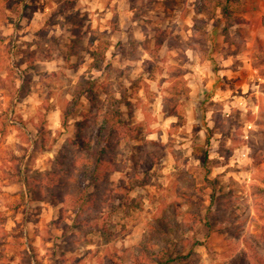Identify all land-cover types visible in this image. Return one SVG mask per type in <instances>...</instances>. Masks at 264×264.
I'll return each mask as SVG.
<instances>
[{
  "label": "rangeland",
  "instance_id": "374dc122",
  "mask_svg": "<svg viewBox=\"0 0 264 264\" xmlns=\"http://www.w3.org/2000/svg\"><path fill=\"white\" fill-rule=\"evenodd\" d=\"M83 75L93 98L64 119ZM109 96L122 169L67 205L56 156L75 131L98 143ZM158 260L264 264V0H0V264Z\"/></svg>",
  "mask_w": 264,
  "mask_h": 264
},
{
  "label": "trees",
  "instance_id": "16d2710c",
  "mask_svg": "<svg viewBox=\"0 0 264 264\" xmlns=\"http://www.w3.org/2000/svg\"><path fill=\"white\" fill-rule=\"evenodd\" d=\"M200 12L201 10L198 9L197 13ZM92 55L93 62L91 63V69L100 70L102 63L105 60L104 51L97 50L94 51ZM72 93L73 99L70 101V106L68 105V107L63 111L64 119L68 118L72 112L77 110L76 108L80 105V100L83 96L89 99L93 98V79L89 76L87 77L83 75L74 86ZM121 112L122 100L115 98L114 96H109L107 107L103 113L98 143L95 146L90 145V142L87 144V142L82 139V134L80 131H75V138L69 140L70 147L65 149L62 148L56 156L54 170L52 171V175L54 176L51 177L52 175H50L49 178L51 177L52 182H54L57 187H60L61 191L67 192L66 196L69 198V201H64L65 204L73 206L74 199L78 196L83 200H88L90 198V196L87 195V192H83L84 194L75 193L72 195L70 190L74 188L73 186L79 187L80 185H92L95 187V190L98 191L96 188L100 186L101 182H104V184H109L108 180L113 171L122 169V165L116 161L117 148L115 149V147L117 140H120V134L126 131L131 132L133 127H129L125 123L121 117ZM164 148L165 145L155 140H148L145 144H142L139 147V154L136 161L138 164H140L144 172L149 171L151 167L160 160V154ZM79 156L81 157L78 158ZM134 171L136 176L137 169ZM103 175H105V179L102 178ZM132 180L136 184L139 182V177L133 176L131 178V181ZM32 181L33 187H35V184L39 186L38 178L33 177ZM54 184L53 186H55ZM135 184L129 183L126 189H133ZM45 187H47V184H45ZM105 187L109 188L108 185H105ZM107 196L108 194H106L103 197V200L98 204L100 206L110 205L115 208V200L110 198L108 202ZM144 250L145 249L143 248V251ZM160 255L164 256L162 254ZM253 258H255L256 261L260 260L257 255H255V257L253 256ZM172 260H174V257L169 256L166 261L170 262ZM137 263L144 264L143 262L140 263V261ZM156 264L165 263H163L161 260H158Z\"/></svg>",
  "mask_w": 264,
  "mask_h": 264
},
{
  "label": "built area",
  "instance_id": "2783aa9c",
  "mask_svg": "<svg viewBox=\"0 0 264 264\" xmlns=\"http://www.w3.org/2000/svg\"><path fill=\"white\" fill-rule=\"evenodd\" d=\"M248 128H249V129H251V128H252V125H249V126H248ZM244 138H245L246 140H248V139H249V133H248V130H246V131H245ZM246 149H247V148H245V149H242V153H243V155H244V156H246V155H247V153H245Z\"/></svg>",
  "mask_w": 264,
  "mask_h": 264
}]
</instances>
